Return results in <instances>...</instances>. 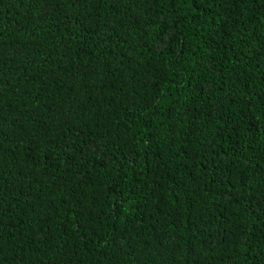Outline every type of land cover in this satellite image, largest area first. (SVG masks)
<instances>
[{
	"label": "trees",
	"instance_id": "1",
	"mask_svg": "<svg viewBox=\"0 0 264 264\" xmlns=\"http://www.w3.org/2000/svg\"><path fill=\"white\" fill-rule=\"evenodd\" d=\"M0 264H264V0H0Z\"/></svg>",
	"mask_w": 264,
	"mask_h": 264
}]
</instances>
